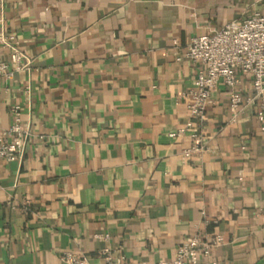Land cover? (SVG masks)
Listing matches in <instances>:
<instances>
[{"label": "crops", "instance_id": "crops-1", "mask_svg": "<svg viewBox=\"0 0 264 264\" xmlns=\"http://www.w3.org/2000/svg\"><path fill=\"white\" fill-rule=\"evenodd\" d=\"M255 11L264 0H5L0 27L31 64L0 78V131L14 104L29 129L22 157L0 159V264H104V247L158 261L215 232L216 264H264L257 104L233 110L220 81L193 118L200 150L177 134L201 68L190 39ZM240 87L252 95L249 75Z\"/></svg>", "mask_w": 264, "mask_h": 264}, {"label": "built area", "instance_id": "built-area-1", "mask_svg": "<svg viewBox=\"0 0 264 264\" xmlns=\"http://www.w3.org/2000/svg\"><path fill=\"white\" fill-rule=\"evenodd\" d=\"M5 0H0V6ZM5 55V57H3ZM185 56L201 68L196 72L193 86L189 90L190 119L179 127L178 135L190 131L192 145L189 151H199L202 137L191 131L193 118H205L211 92L220 81L229 91V104L235 111L257 104L256 117L264 123V11L233 19L211 34L193 36L186 48ZM180 59V56L177 57ZM31 59L21 49L16 36L0 27V78L7 83L16 71L29 67ZM249 75L252 95L244 97L241 91V75ZM237 113V112H236ZM11 123L0 131V159L14 161L22 157L29 129L21 121V107H11ZM223 235L194 233L178 244L171 259L158 261L140 260L136 264H216L212 250L223 242ZM104 264H122L123 255L115 256L109 247H104ZM64 259L69 264H91L85 254L68 251Z\"/></svg>", "mask_w": 264, "mask_h": 264}]
</instances>
